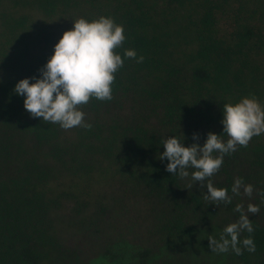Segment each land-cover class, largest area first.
<instances>
[{"label":"trees","instance_id":"1","mask_svg":"<svg viewBox=\"0 0 264 264\" xmlns=\"http://www.w3.org/2000/svg\"><path fill=\"white\" fill-rule=\"evenodd\" d=\"M101 16L126 37L114 49L124 64L113 98L78 106L91 129L33 118L16 85L42 78L75 20ZM253 96L264 107V0H0V264L185 258L211 251L208 237L219 240L239 220L237 204L254 228L239 239L251 236L256 250L241 243V255L228 252L240 264H264V133L225 155L209 178L228 190V205L205 201L207 181L201 188L191 175L174 176L159 159L166 138L203 147L211 132L226 143L223 105ZM237 178L253 185L251 197L233 196Z\"/></svg>","mask_w":264,"mask_h":264},{"label":"clouds","instance_id":"2","mask_svg":"<svg viewBox=\"0 0 264 264\" xmlns=\"http://www.w3.org/2000/svg\"><path fill=\"white\" fill-rule=\"evenodd\" d=\"M125 39L123 26L111 18L101 16L92 22L79 18L74 21V30L63 34L55 46L54 55L40 69L42 78L32 77L35 83L23 79L14 91L19 96H26L24 107L33 118L42 117L44 122L59 124L65 130L77 126L91 129V124L84 123L85 113L78 106L88 104L93 97L99 101L113 98L111 85L115 80L114 73L124 64L114 49L122 46ZM124 55L138 63L144 61L143 56L137 59L134 49H126ZM223 117L224 132L229 137L226 143L222 136L211 132L203 147L199 144L185 147L177 137L166 138L162 141L165 151L159 156L161 161H169L166 171L174 176L187 179L191 175V181L199 182L201 188L205 187L207 181L208 194L203 199L216 206L231 204L232 197L227 189L214 187L209 178L219 171L225 155L234 153L238 145L247 147L254 136L264 133V107L254 96L246 97L235 105L224 104ZM193 139L199 140V136L194 134ZM214 153L219 155L214 156ZM189 168L195 171L190 174ZM188 187L192 188L193 184ZM241 190L243 195L251 197L254 187L237 178L231 192L233 196H240ZM260 195L264 203V191ZM234 211L240 213L239 220L225 227L219 240L213 235L208 237L213 253H227L231 249L236 255H241L242 249L238 246L241 243L248 252H255L256 246L251 236L242 241L239 239L245 230L249 234L254 232L244 206L237 204ZM247 212L257 215L260 207L249 204Z\"/></svg>","mask_w":264,"mask_h":264},{"label":"rangeland","instance_id":"3","mask_svg":"<svg viewBox=\"0 0 264 264\" xmlns=\"http://www.w3.org/2000/svg\"><path fill=\"white\" fill-rule=\"evenodd\" d=\"M193 256V258H192ZM192 256L188 255L185 258H181L177 254L175 255H163L158 254L155 260H152L151 264H240L230 252L227 253H213L211 251H205L204 253L198 248L196 253H192ZM88 256L85 264H110L107 260L99 257ZM56 262H50L48 264H73L72 260L65 258L63 260H57ZM76 264V263H74Z\"/></svg>","mask_w":264,"mask_h":264}]
</instances>
